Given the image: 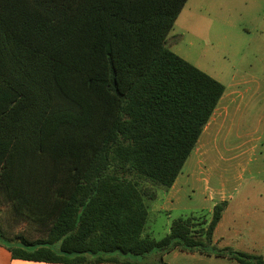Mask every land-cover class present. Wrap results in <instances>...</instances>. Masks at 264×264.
Masks as SVG:
<instances>
[{
    "label": "trees",
    "instance_id": "trees-1",
    "mask_svg": "<svg viewBox=\"0 0 264 264\" xmlns=\"http://www.w3.org/2000/svg\"><path fill=\"white\" fill-rule=\"evenodd\" d=\"M188 1L0 0V193L48 228L18 236L13 259L168 264L180 250L264 264L215 243L227 202L144 236L147 202L175 185L226 92L167 47Z\"/></svg>",
    "mask_w": 264,
    "mask_h": 264
},
{
    "label": "rangeland",
    "instance_id": "rangeland-1",
    "mask_svg": "<svg viewBox=\"0 0 264 264\" xmlns=\"http://www.w3.org/2000/svg\"><path fill=\"white\" fill-rule=\"evenodd\" d=\"M167 47L224 84L226 93L178 178L187 180L183 201L155 221L151 215L149 237L163 239L178 218L211 219L204 188L214 183L235 196V207L241 206L240 214H226L217 239L228 233L238 239L234 248L252 242L264 254V0H189ZM192 190L198 197H192ZM0 228L5 249L16 245L18 236L37 240L48 235V228L16 215L4 192ZM241 229L246 234L239 239L235 231Z\"/></svg>",
    "mask_w": 264,
    "mask_h": 264
},
{
    "label": "crops",
    "instance_id": "crops-1",
    "mask_svg": "<svg viewBox=\"0 0 264 264\" xmlns=\"http://www.w3.org/2000/svg\"><path fill=\"white\" fill-rule=\"evenodd\" d=\"M186 183H187V180L178 181L177 179L175 185L170 190L165 191V192L163 191L160 192L157 200L153 201L154 202L153 206L152 207L148 206L149 207V218L152 215V220L155 221L159 213L170 210V207L174 204H180L183 201V196H185ZM213 186L204 188L205 194H208V197L205 198V201L211 204V207L209 208V213L211 215L213 214V210L217 204L222 203V202L228 203V206L223 214L222 221L219 223L215 231V243L217 244L219 248H227V247L234 248L233 242L238 239H234L228 233L222 234L218 239L216 235L218 234V231L222 229L223 227V221L225 219L226 214L231 211H237V213L240 214L241 212L239 210H241V206L240 205L238 207L234 206L235 196L233 194L230 195V193L226 191V188H219L214 183H213ZM192 193H193L192 197H198V193L195 190H192ZM186 196L192 198L191 196H189L188 192L186 193ZM196 218L202 219L201 217H196ZM242 219H243V216H242ZM205 220L210 221V219H205ZM148 222H149V219H148ZM170 228H171V225H170ZM169 233H170V229L168 230V233L166 234V236ZM235 233L239 239H242V236L246 234V232L242 231V229L236 230ZM150 234H152L150 233V230L146 229L144 236L149 237ZM252 234L254 235L252 236L253 240L256 241L257 239H259L255 235L256 230H253ZM250 244L251 245H246L245 242L239 243L240 247L234 248V250H237V251L239 250L240 252H245L248 254H259V255H263L264 257V254L261 253L262 247H260L257 243L252 244L251 242ZM164 259L168 264H239L237 261L229 259V258H219L215 256H208L200 252H183L180 250H174V251L167 253L164 256ZM0 264H51V263L15 260L12 258L11 253L7 249L0 246Z\"/></svg>",
    "mask_w": 264,
    "mask_h": 264
}]
</instances>
